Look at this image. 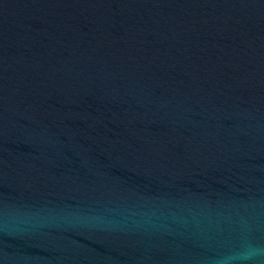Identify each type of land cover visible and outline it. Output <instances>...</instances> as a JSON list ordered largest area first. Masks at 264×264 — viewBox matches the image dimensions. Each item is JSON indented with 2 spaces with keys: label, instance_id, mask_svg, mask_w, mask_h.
Masks as SVG:
<instances>
[{
  "label": "water",
  "instance_id": "1",
  "mask_svg": "<svg viewBox=\"0 0 264 264\" xmlns=\"http://www.w3.org/2000/svg\"><path fill=\"white\" fill-rule=\"evenodd\" d=\"M0 264H264V0H0Z\"/></svg>",
  "mask_w": 264,
  "mask_h": 264
}]
</instances>
